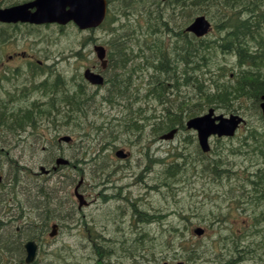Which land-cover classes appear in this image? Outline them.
I'll return each mask as SVG.
<instances>
[{"label": "rangeland", "instance_id": "obj_1", "mask_svg": "<svg viewBox=\"0 0 264 264\" xmlns=\"http://www.w3.org/2000/svg\"><path fill=\"white\" fill-rule=\"evenodd\" d=\"M0 1L8 3L7 5H11L9 3L13 5L27 0ZM148 1L142 2L143 4L147 3L144 7L140 4L135 7L136 10L139 7L141 12L136 13L135 11L130 19L122 16L120 22L113 26L114 28L121 27L123 30L126 29L124 35L123 33L121 35V40L125 38V46L128 48L127 53L130 56H134L127 63V69L131 73L127 70L122 75V79L125 80L127 86L129 85L127 84L129 79H131V82L133 80L135 82V78L139 74L145 73V70L139 69L144 63L140 57L160 56V53L151 52L147 49L149 45L145 44V42L149 36L139 34L143 32V29H137L136 25L138 24H135L136 20L133 18L134 15L140 17L145 10L150 8ZM152 6L155 9L157 7L156 3ZM262 11L264 12V6ZM168 12H170L169 9ZM220 12L222 14L226 13L230 20H241L239 17L242 14L238 10L227 11L210 6L204 8L200 15H205L214 23L213 32L205 38L206 40H219V37L225 33V25L219 26V28L216 27L217 24L222 22L221 17H219ZM177 21L178 23L173 19V25L182 26L183 20L178 19ZM260 24L263 27L258 31V40L264 39V20L260 21ZM24 27H21L22 29L18 31L21 34L18 37L23 38L21 40L11 39L8 44H3V53L8 59L13 53L25 51L30 52L29 56L27 59L19 57L12 61L6 59L5 65L9 68L5 72L16 67L24 68V70L25 68L28 69L29 62L41 59L44 61L46 69L48 66L56 69L49 73L50 80L63 77L67 81L59 87V90L62 93L69 90V94H72L74 92L73 89L77 87L75 86V76H79L77 72V50L80 49L83 53L88 54V58L82 57L80 60L83 75L84 67L94 62L92 61L93 56L90 54L94 52V46L108 44L116 37L110 31L106 32L105 29L95 32H80L73 25L66 27L49 25L37 28L34 31L26 28L30 26L25 25ZM25 29L28 31H25ZM132 30L136 31V34ZM13 35V37H17L16 34ZM31 39L38 40V42ZM164 43L165 50L169 51L172 44H175V39L169 36L165 37ZM211 46L215 47L216 45L213 43ZM154 47L157 46L154 45ZM0 49H2L1 46ZM212 52L211 63H207L206 67L201 70L202 78L200 81L206 85V92L210 91V87L214 89H216V86L224 87V83H228L229 78L237 81L235 77L239 75V72L246 71L245 68L237 66L234 55L223 54L220 50H212ZM134 69L137 70L133 73ZM121 71L124 72L125 70ZM26 73H22L20 77L25 78ZM114 73L116 72L108 71L107 76L110 77ZM3 75L4 73L0 72V76L4 77ZM7 75L10 78V82L1 84L2 82L0 81L2 91L11 89L18 82H26L25 80L15 82L11 74ZM38 75L31 82L36 83ZM45 77L40 76L37 82L40 84L45 81ZM16 80H20V78ZM172 84H175L174 80L167 82V86L172 87H166L164 90L158 88L156 90L157 93L164 95L162 98L152 96L150 92L148 93L150 88L148 86H140V92H138L133 84L126 96L121 99L117 98L121 105L129 103V106H122L125 113L129 109L135 110L138 107L137 105H140L143 117L139 123L140 125H145L141 137H137V135L140 136L139 133L126 135V133L131 132L127 129L128 122L138 119L136 117L137 112L133 114L134 116L131 120L122 121L117 125L111 119H105L101 115L102 113L106 115L107 112L111 113V111L117 113L121 105L115 108L104 107L103 102H100L99 98V102L95 105L86 104L79 110L71 111L69 115H72L70 120L73 122H64V119L60 120L58 118L56 125H53L46 120L42 129L39 130V134H43L45 138L43 136L37 137V133L35 135L29 134L18 144L15 141L14 146H7L8 142L3 148H0V152H2L0 153V174L3 173L4 175L1 178L2 182H0V185H2L0 186V193L4 188L6 189L10 186L12 188L11 183L16 180L13 174L19 170L17 169L18 167L22 166L24 169L27 167L28 173L31 172V178L26 177L25 180L23 179L24 183L22 182L19 185L16 183L17 186L12 191L16 192L17 195L19 194V199L26 198L27 201L31 200L35 203L32 204L33 209L28 207L26 210L21 211L19 202L12 200L13 198L15 199L14 196H0V200L4 201L3 206L0 204V228H3V230H0V242L7 241L8 235L12 233L9 236L13 238L9 241L14 242L12 248H17H14L10 255L0 249V264L18 263L22 259L21 254L24 253L22 250L27 241L37 240L48 231V228L45 227L38 230L37 233L27 234V228H25L27 221L40 222L41 220V212L37 210L38 205H42L39 203L42 199L37 196L40 191L39 185L47 187L46 191L51 195L52 199L57 198L55 200L62 203L59 206L56 202L55 205H50L58 215L57 218H52V222L70 226L63 229L53 243L49 236L46 235L44 237L42 249L38 256L39 264H112L116 259L110 258V253L105 252L104 244L101 243L103 239L108 242L111 238L118 239L115 249L120 264H180V262L187 264L188 247L198 246L204 242L211 252L209 253L206 249L207 256L202 261L200 258H194L190 262L188 261V264H264V253L250 257L254 249L260 250L262 245H264V193L260 195L257 190L253 189L251 191V186L246 185L250 181V176L260 171L261 167L256 166L251 161L255 158V153L253 151L251 154L244 153V148L242 147L244 144L243 139L249 135L250 129L256 128L259 133H264V124L260 122L254 111L250 109V104L247 100V103L240 101L236 103L233 109L228 110L218 105L216 108L218 114L225 116L239 114L246 119V123L242 125L237 135L232 139L220 140L212 138V150L207 154L209 158L203 159L197 133L193 130H187L184 126L189 117L186 116L184 118L185 123L182 127L179 124L176 125L177 122L172 125L171 129L162 126V122L168 118L165 115V107H169L172 103L175 104V101L179 98L193 93V88L191 87H181L180 91L176 92ZM28 87L30 88V86ZM0 96L6 97L1 92ZM32 97L35 96L33 95ZM59 97L61 99L64 95H59ZM138 100L140 101L138 104L133 102ZM163 100H166L164 104H162ZM38 101L43 102L44 99ZM18 102L20 104L27 102L28 106L31 105V102L27 101V99L26 101L20 99ZM200 102H202V99L193 98L191 104ZM99 106L103 109L102 113L97 111ZM96 107L97 109H95ZM57 108L61 109V105L59 104ZM201 114L203 112H200ZM53 117L56 116L53 114ZM84 122L94 125L96 129L92 137L95 141L92 144L85 137H81L82 132L79 129L76 131L77 124H84ZM84 127L87 128V131L90 129L89 124ZM174 128H178L179 132L174 135L172 140L161 139L163 135L171 132ZM50 132L51 136H49ZM55 136L59 138L72 136L77 141V146H75L74 142L69 144L62 143L58 148L55 147L44 151L41 146L43 140L45 139L46 141L50 137L49 140L51 139L54 142L53 137ZM76 136L77 138H75ZM11 137L12 135L9 134V138ZM0 143H5V141L0 140ZM39 144L40 146H38ZM51 144L47 143V147ZM82 147H89L87 152L91 153V156L83 155ZM110 148L115 149L111 150ZM119 149H123L125 152L130 150L134 157L128 161L118 159L115 152ZM58 157L72 162L77 161V166L68 165L58 168L55 172L53 169L56 167L55 160ZM157 158H162L163 163L167 167L169 165L172 167L171 174L165 172L164 169L162 170V160L156 162L154 159ZM259 158L258 155V164L260 162L264 163ZM88 159H90V162L87 164L84 162L79 163V161H88ZM3 167H5V170H3ZM41 167L51 170L52 173L48 175L49 177L41 174ZM21 172L19 170L17 176L23 177L25 175V173L21 174ZM221 178L223 179L220 181L219 179ZM259 179L264 182V179ZM80 180L86 182L85 189H89V183L94 181L101 183L100 185L102 186L107 182L110 187L115 185V189L106 190L108 197L112 199L114 193L123 192L124 196L132 201L127 205V212L129 210L131 212L134 209L132 206L138 207L139 205L141 211L149 212L152 215L150 217L152 219L147 221L149 219L147 214L144 215L141 212L138 217H135L134 214L132 216L128 214L123 219L122 217L120 218V215L117 216L109 208L106 209L103 206V209L96 211L100 205L87 208L85 213L81 210L73 211L67 201L71 196V189L67 192L69 196L67 193L64 194L59 191L58 187L68 186V182L73 181L75 183L72 190H74ZM25 189L27 195L23 196L22 191ZM254 196L256 202H253ZM97 201L105 202V199L103 197ZM191 206L194 208L199 207V216L189 220L187 214L190 213L188 208ZM42 210L45 212L44 209ZM173 211L177 215L174 216ZM22 213L24 215L23 219L17 218L16 220L14 218L15 214L20 216ZM86 215L87 218H84ZM114 216L116 219L115 226L102 225L107 219L114 218ZM257 219H261L262 222H257L255 227ZM79 220L80 223H78ZM121 220L124 221L121 222ZM5 223L12 228L4 230ZM18 227L21 230L20 234L13 230ZM145 227L148 230H145ZM161 227H168L166 234L161 232ZM198 227L205 229L204 234L203 232V235L201 234L203 237L196 233ZM137 228L138 230L136 231ZM90 229H94V234H91ZM240 231H244L245 234H242L238 241L241 245L239 250L233 251L236 255L226 260L215 259L216 252L225 254L234 249L233 244L237 246L238 242L235 240H238ZM215 232H219L225 240L218 243L217 238L211 237ZM22 233H26L23 238L20 236ZM146 233L150 235L148 238H145ZM96 237L101 238L100 250L94 246ZM143 240L146 243L140 246L139 249L138 244ZM168 240H171L169 246L166 244ZM174 247L177 251L173 249ZM139 250L142 257H136L135 260H132ZM50 252L53 253L48 254ZM102 254L103 256L101 257ZM244 255L246 256L244 257ZM183 257H187V260H184Z\"/></svg>", "mask_w": 264, "mask_h": 264}, {"label": "trees", "instance_id": "obj_2", "mask_svg": "<svg viewBox=\"0 0 264 264\" xmlns=\"http://www.w3.org/2000/svg\"><path fill=\"white\" fill-rule=\"evenodd\" d=\"M142 2H147V0H143ZM142 2L141 0H111L107 21L99 28V30L105 29L106 32L110 31L113 35H116V37L107 44V48L112 54H110V60H112L110 68L112 67L116 72L109 77L111 79L109 92L112 94L111 102L108 101L110 104H115L116 102L113 96L118 95L124 97L128 93L129 87H131V79L127 81L129 82L127 83L129 85L127 86L125 80L122 79V75L127 72V63H129L132 60V57H134L127 53L128 48L125 46V38L121 40V35L122 33L124 35L126 29L123 30L121 27L114 28L113 26L115 21L120 22L122 16L130 19L135 11L136 13L141 12L139 7L137 10L135 7H137L138 4L143 7L147 5V3L143 4ZM148 2L150 3V8L145 10L140 17L134 15L133 18L136 20L135 24H138L136 25L137 29H143V32L139 34L142 36H149L145 42V44L149 45L147 49L151 52L160 53L159 57L161 59H159V64H157L158 56H152L146 61L148 65L142 69L156 70V75L152 77L153 79H156V82L153 83L154 87H159L158 85H161V89L164 90L167 82L174 80L175 84L172 85L176 92H179L181 87H191L193 88V93L190 94L192 98L202 99L207 105H210V107L213 108H217L218 105L223 106L222 108L226 110L233 109L236 106V103H239L240 101L246 102L247 100L250 104V109L254 111V114L258 117L260 122L264 124L259 107L261 97L264 95V39H257V36L259 35L258 31L263 27L261 26L260 21L264 20V12L262 11L264 0H167L164 2L165 4L163 6H161V2L156 0H149ZM154 3H156V9L152 6ZM208 6L227 11L238 10V12L242 14V16L239 17L241 20L236 21L230 20L226 13H219L222 22L217 24L216 27L219 28V26L225 25L226 28L224 29L225 33H223V35L219 37V40L216 41H209L205 38H196L189 35L185 29L186 25L197 15H200V12ZM168 9L170 12H168ZM173 19L176 20L177 23L178 19H182V26L179 27L173 25ZM6 27L7 28L2 30L1 36L3 38L0 41L1 45L8 43L14 36L13 34H16L17 36L21 35L19 32L15 33L14 29L9 28L8 26ZM15 28L17 29V27ZM96 31H98V29ZM133 31L134 30H132V32ZM134 34H136V31H134ZM168 36L175 39V44H172L169 51H166L164 48V42L165 37ZM213 43H215V47L211 46ZM154 45L157 47H154ZM212 50H220L223 54L234 55L236 57L237 66L245 68L246 71L239 72V75L235 77L237 81L229 78L228 83H224V87L216 86V89L210 87V91L206 92V85L200 81L202 78L201 70L206 67L205 65H207V63H211L213 54ZM121 70L125 71L122 72ZM128 71L130 72V70ZM7 74L8 73L4 75V78H6V83H9L10 78ZM26 90L23 92V95L26 94ZM10 93L13 95V92ZM19 93L21 95L22 91H19ZM186 97L180 100L178 105L172 103L166 108L165 115L168 118L162 122V126L171 129L173 127L172 125H175L177 122L176 125L179 124V126L182 127L186 116H194L197 112L204 110L202 103H194L192 106L191 104L189 105V95ZM22 99H25L24 96ZM5 100L6 99H0V140L5 141V143H0V148H3L8 142L16 141V144H18L29 134L35 135V133H37V137H42L43 134H39V130L42 129L43 123H45L46 120L53 125H56L58 118L60 120L64 119V122H73L70 120L72 115H69V113L73 110H79L82 107H76L74 101H71L67 104L71 110L68 109L64 112L63 109L57 108L53 105H39L38 103H35L28 106V103L26 102L15 106L10 105L11 103H14L11 99L10 102ZM53 114L56 116L55 118L53 117ZM87 124L91 125L87 122H84V124L79 123L77 124L76 129H79L80 131V129H83ZM127 129L133 131L137 128L134 126H128ZM258 132L259 131L256 128H251L249 137L243 139L244 144L242 147L244 148V153L251 154L252 151L255 153L254 157L256 159L254 158L251 161L262 169V172L258 174L255 179L257 183V193L261 195L264 192V182L259 178L264 179V163L260 162V164H258L259 160L257 157L259 155L260 161H264V137H260ZM9 134H13L14 137L9 138ZM47 143L52 144L47 147ZM58 144L59 143L56 140L51 142L49 139H46V141L44 139L41 146L47 151L54 148V146L58 148ZM7 146L10 147L11 145L8 143ZM38 146H40V144ZM70 166H77V161L71 162ZM17 169L21 170V174L25 173V175H23V177L17 176L19 170L14 172L13 175L16 177V180L11 183L12 188H10L11 186L9 187L10 192L4 188L0 193V196H14L15 199L13 198L12 200L19 202L22 211L26 210L28 207L33 209L32 204H35L33 201H27L26 198L19 199V194L17 195L16 192L12 191L17 184L24 183L23 179L25 180L26 177L28 178L30 176L27 167L24 169L21 166ZM3 170H5V167H3ZM0 175L1 178L3 173ZM251 178L253 179V176ZM18 180L21 181L18 183ZM72 182L73 181L68 182V186L65 187L69 188L73 185ZM22 192L23 196L27 195L26 189ZM40 194L41 195L37 196L42 199L39 201L42 205H38L37 210L41 212V220L39 223L33 222L27 229V234L37 233L41 228H47L48 224L53 220V216H57L55 209L50 206L55 205L56 200L52 199L51 195L46 190H42ZM3 202L4 201L0 200V204H2L1 206H3ZM42 209H44L45 212H43ZM4 227V230L12 228L6 223ZM69 227V225L65 224V228ZM25 228L27 227L25 226ZM0 230H3V228H0ZM13 230L17 231L16 228ZM23 230L24 229H22V231ZM20 232L18 234H20ZM26 233H22L20 236L23 238ZM9 235L7 241L0 242V249L8 255H10V252L15 248H12L14 242L9 241L13 237ZM44 235L42 237H44ZM42 237L37 240H41Z\"/></svg>", "mask_w": 264, "mask_h": 264}, {"label": "flooded vegetation", "instance_id": "obj_3", "mask_svg": "<svg viewBox=\"0 0 264 264\" xmlns=\"http://www.w3.org/2000/svg\"><path fill=\"white\" fill-rule=\"evenodd\" d=\"M93 58H92V61H94L91 65L88 64L84 67L85 70L87 69H90L92 70L93 72L97 73V74H100L104 77L105 79V85L104 87L102 88H98V87H95V86H92L90 84H87V86L85 85V82L82 80V67H81V64H80V60L82 59V57H85V58H88V54L87 53H82V51L77 50V72L79 74V76H75L76 77V84L75 87L73 90L74 92L72 94H69V90H67L64 94V97L60 99L59 97V92H53L51 90H49V88H52L49 87V73L51 71H54L56 70L55 68H53L52 66H48L47 69L46 67H41L42 66V63L40 62L39 64V67H34L31 63L27 68H25V73H26V70H27V73H26V77H20L22 75V68H14L13 71L15 72H18V78H20V80H16L15 79V82H18V81H26L24 83H21V82H18L20 83L21 85L18 86L17 84L15 86H13L11 88V90H13V95L11 94H8L7 93V90H4L2 91L1 90V84H3L4 82H6V79L2 76H0V81L2 82L0 84V92L2 94H5L6 97H2L0 96V99H6L5 101L7 102H10L11 100L14 102V103H11L10 105H14L15 102H17V91H20L18 89H27L29 88L28 86H30L31 88L27 89L26 90V94L23 95L21 94V98H24L27 99V101L32 102L31 103H38L39 105H53V106H57V105H61V104H64L66 102H71V101H74L75 103V106H86V104H94L95 103V99L100 96V97H105V95L107 94V91H109V86H110V83H111V79L107 76V73L108 71L110 72H114V69L109 68L107 70V68L105 70H103L101 68V64L100 62L96 59L94 53H90ZM20 55L21 57L27 59V57L25 56V54H18ZM12 59V57L10 58ZM108 62H110L112 64V60L110 61V59H108ZM114 64V62H113ZM1 65V64H0ZM107 70V71H106ZM39 74V75H38ZM38 75V78L40 76H46L45 77V81H42L40 84L38 81V78H37V81H36V84L31 82L32 79H35L36 76ZM5 79V81H4ZM54 84H63V81H62V78H58L55 80V83ZM84 84V85H82ZM55 85V86H56ZM107 86H108V89H107ZM88 88V89H86ZM138 92H140V89H138ZM35 96V97H32V96ZM10 97V98H9ZM11 99V100H10ZM40 99H44L43 102H40L38 100ZM134 103H140V101H133ZM137 106H140L139 104ZM136 133H139L140 136L142 135V132L139 131V132H136V131H131V132H128L126 133V135H130V134H136ZM13 138L14 135L11 134ZM139 136V135H137ZM11 146H14L15 145V142H9ZM19 148V147H18ZM17 148V149H18ZM116 148V147H115ZM115 148H110L111 150L115 149ZM4 150V149H2ZM128 152H125V155L127 156V158L125 160H130L131 158L134 157V154L130 151V150H127ZM116 153V152H115ZM44 167H41V170H43ZM46 170H48L49 174H51V170L47 169V168H44ZM58 168L57 167H54L53 171H57ZM48 174V175H49ZM49 177V176H47ZM29 178H31V174L29 176ZM101 184V183H100ZM97 181H94L93 183H89V189L86 188V182H82L80 183V187L78 188V191L81 195H83V205L79 207V209H82V208H91L93 207L94 205H100V207H97L96 211H99L100 209H103V208H106V209H110L113 213H115L117 216L120 215V218L122 217L123 219L126 218V216L129 214L130 216H132V214H134L135 217H138L139 216V213L141 212L142 214L146 215L147 214V217L150 218L152 217V215L149 214V212H145V211H141L140 210V206L138 205V207H135V206H132L134 207V209L130 212V210L127 212V205L132 202L130 198H127L124 196L123 192H118V193H114L113 196H112V199L110 197L107 196V193H106V190L107 189H115V185L111 186L107 183H104V186L100 185ZM135 184V183H134ZM131 185V184H130ZM60 188V187H59ZM255 189V191L257 190L256 187H253L251 188V191ZM88 191H89V194H88ZM64 192V190H63ZM88 194V195H86ZM105 199V202H100V201H97L99 198H103ZM56 199V198H55ZM69 201H72L73 200V197L70 196ZM253 202H256V198L255 196L253 197ZM57 205L59 206L60 204H62L60 201H56ZM65 204V203H63ZM103 206V208H102ZM105 209V210H106ZM138 209V210H137ZM188 211L190 212L189 213V217L190 219H194V218H198L199 216V207H196L194 208L193 206L189 207L188 208ZM101 213H102V210H101ZM152 213V212H151ZM55 215V214H54ZM56 216V215H55ZM154 216V215H153ZM54 217V216H53ZM84 218H87V215L84 217ZM162 219H164L162 217ZM115 216L114 218H109L107 219L102 225H107V226H115ZM124 221V220H121V222ZM78 223H80V220L78 221ZM77 223V225H78ZM60 224V223H59ZM88 224V223H87ZM89 225V224H88ZM49 226V224H48ZM29 227H27L28 229ZM48 228V227H47ZM19 230V228H18ZM114 230V229H113ZM138 230V228L136 229V231ZM91 231V234H94V229H90ZM123 231V229H122ZM245 231V230H244ZM244 231H240V235L238 237V240H235L236 242H238L242 236V234H245ZM100 237H96V241L94 242V246L95 248L97 249H101L100 248ZM224 239V238H223ZM117 240L116 238H111L110 240H107L103 239L101 243H103V248L105 250V252H109L110 253V258H115L116 260L112 263V264H120V262L118 261V254L116 252V244H117ZM140 240V239H139ZM225 240V239H224ZM35 241V240H34ZM106 241V242H105ZM116 242V243H115ZM144 244V242L142 243H139L138 244V248H140V246H142ZM234 245V249H231L230 252L228 253H225L223 254V252H221V257L226 260V259H229L230 257H233L235 255H232V251L235 250V249H238L241 247L240 243L238 242L237 243V246L236 244H233ZM25 246V245H24ZM236 247V248H235ZM240 255H243V254H240ZM103 256V254L101 255V257ZM246 255H244L245 257ZM136 257H139L141 258L142 255H141V251L139 250V252H137V255H135L132 260H135ZM252 257V255L250 256ZM249 258V257H248ZM103 259V258H102ZM112 260V259H111ZM110 260V261H111ZM16 264H25L24 261H19L18 263Z\"/></svg>", "mask_w": 264, "mask_h": 264}, {"label": "water", "instance_id": "obj_4", "mask_svg": "<svg viewBox=\"0 0 264 264\" xmlns=\"http://www.w3.org/2000/svg\"><path fill=\"white\" fill-rule=\"evenodd\" d=\"M106 0H35L34 2L0 9V22L18 23L30 22L33 24L59 23L67 24L74 21L81 30L97 28L102 25L107 15ZM32 9H36L34 12ZM210 23L205 16L197 17L187 31L192 32L197 37L208 34ZM99 57L105 56L103 47L96 48ZM100 78L94 77L93 81ZM264 101V97L262 98ZM264 116V102L261 105ZM214 116V110L209 114L195 118L188 123L190 129H195L199 133L200 143L204 151H209V138L213 135L219 137L234 136L237 128L243 119L237 116L226 118L224 116ZM218 122V123H217ZM27 251L26 262H34L37 254V245L29 242L25 246Z\"/></svg>", "mask_w": 264, "mask_h": 264}, {"label": "bare ground", "instance_id": "obj_5", "mask_svg": "<svg viewBox=\"0 0 264 264\" xmlns=\"http://www.w3.org/2000/svg\"><path fill=\"white\" fill-rule=\"evenodd\" d=\"M117 138H118V136H117ZM130 190H131V189H130ZM23 231H24V230H23ZM32 241H34V240H29V241H27V243L32 242ZM27 243H26V244H27ZM115 243H116V242H115ZM26 244H25V245H26ZM65 252H66V251H65Z\"/></svg>", "mask_w": 264, "mask_h": 264}]
</instances>
